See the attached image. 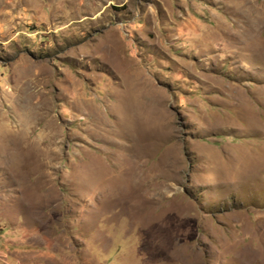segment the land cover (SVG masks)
Masks as SVG:
<instances>
[{
  "label": "rangeland",
  "instance_id": "rangeland-1",
  "mask_svg": "<svg viewBox=\"0 0 264 264\" xmlns=\"http://www.w3.org/2000/svg\"><path fill=\"white\" fill-rule=\"evenodd\" d=\"M28 254L264 264V0H0V264Z\"/></svg>",
  "mask_w": 264,
  "mask_h": 264
},
{
  "label": "crops",
  "instance_id": "crops-1",
  "mask_svg": "<svg viewBox=\"0 0 264 264\" xmlns=\"http://www.w3.org/2000/svg\"><path fill=\"white\" fill-rule=\"evenodd\" d=\"M30 252L36 253L37 251L32 249V251ZM25 256L26 257H24L23 259L22 258L20 259L21 264H51V261H55V260L46 259L45 257H41L40 255H35V254H28Z\"/></svg>",
  "mask_w": 264,
  "mask_h": 264
},
{
  "label": "bare ground",
  "instance_id": "bare-ground-1",
  "mask_svg": "<svg viewBox=\"0 0 264 264\" xmlns=\"http://www.w3.org/2000/svg\"><path fill=\"white\" fill-rule=\"evenodd\" d=\"M138 178V177H137ZM138 184V183H137ZM131 185V184H130ZM137 187V186H136ZM133 188V187H132ZM145 188V187H144ZM170 242V241H169ZM166 243V242H165ZM165 247V246H164Z\"/></svg>",
  "mask_w": 264,
  "mask_h": 264
}]
</instances>
